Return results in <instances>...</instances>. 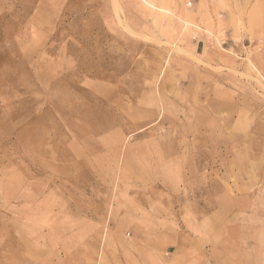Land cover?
<instances>
[{"label":"rangeland","instance_id":"rangeland-1","mask_svg":"<svg viewBox=\"0 0 264 264\" xmlns=\"http://www.w3.org/2000/svg\"><path fill=\"white\" fill-rule=\"evenodd\" d=\"M0 4V264H264V0Z\"/></svg>","mask_w":264,"mask_h":264},{"label":"crops","instance_id":"crops-1","mask_svg":"<svg viewBox=\"0 0 264 264\" xmlns=\"http://www.w3.org/2000/svg\"><path fill=\"white\" fill-rule=\"evenodd\" d=\"M2 10H3V7H2V5L0 4V13H2Z\"/></svg>","mask_w":264,"mask_h":264}]
</instances>
